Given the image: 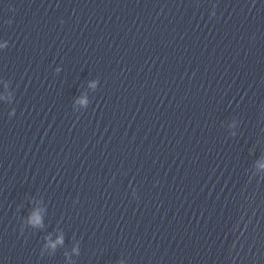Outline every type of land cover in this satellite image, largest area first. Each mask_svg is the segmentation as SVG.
<instances>
[{"label":"clouds","instance_id":"9594fccd","mask_svg":"<svg viewBox=\"0 0 264 264\" xmlns=\"http://www.w3.org/2000/svg\"><path fill=\"white\" fill-rule=\"evenodd\" d=\"M33 222L34 223H38L39 222V218L38 217H34ZM53 247H54V245H53Z\"/></svg>","mask_w":264,"mask_h":264}]
</instances>
